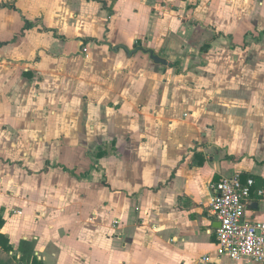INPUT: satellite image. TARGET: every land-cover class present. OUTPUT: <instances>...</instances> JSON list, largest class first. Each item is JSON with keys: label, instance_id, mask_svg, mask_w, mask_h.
Returning a JSON list of instances; mask_svg holds the SVG:
<instances>
[{"label": "crops", "instance_id": "obj_1", "mask_svg": "<svg viewBox=\"0 0 264 264\" xmlns=\"http://www.w3.org/2000/svg\"><path fill=\"white\" fill-rule=\"evenodd\" d=\"M100 1L0 0V233L43 264H264L218 257L208 209L238 173L264 221L263 0Z\"/></svg>", "mask_w": 264, "mask_h": 264}, {"label": "built area", "instance_id": "obj_2", "mask_svg": "<svg viewBox=\"0 0 264 264\" xmlns=\"http://www.w3.org/2000/svg\"><path fill=\"white\" fill-rule=\"evenodd\" d=\"M253 185L252 178L242 183L240 174L235 173L214 186L208 209L219 223L214 244L218 257L224 256L233 262L264 263V221H250L245 217Z\"/></svg>", "mask_w": 264, "mask_h": 264}, {"label": "trees", "instance_id": "obj_3", "mask_svg": "<svg viewBox=\"0 0 264 264\" xmlns=\"http://www.w3.org/2000/svg\"><path fill=\"white\" fill-rule=\"evenodd\" d=\"M87 1H95L98 3H102L103 7L106 9L105 3L101 2L100 0H87ZM183 1H185V0H183ZM8 8L20 13L13 6H8ZM38 25H40V24L39 23H32V22L24 20V27H23V30L21 31V33L19 34V36H23L25 31L32 29V28H35ZM41 31L45 32V33H47V32L52 33L54 38H56L58 40H62V41L66 40L63 36L58 34L57 30H55V29L46 28V27L41 25ZM219 36H220V34H217L215 37H219ZM3 45H6V44L0 43V47ZM208 45L209 44L207 42L201 48V51H203V52L206 51L208 48ZM143 52L152 55L151 51L143 50ZM105 147H106V145H102L101 147H99L97 149V152L95 154L97 158L104 156V155H107ZM3 224H4V222L0 217V229L2 228ZM0 252L3 254L9 255L10 259L13 260L16 264H43L41 261H39L35 257L31 256V253H32V244L31 243L20 242L18 245V249L15 251V250H13L11 245L9 244V239L7 238V236L4 234H1V233H0Z\"/></svg>", "mask_w": 264, "mask_h": 264}, {"label": "rangeland", "instance_id": "obj_4", "mask_svg": "<svg viewBox=\"0 0 264 264\" xmlns=\"http://www.w3.org/2000/svg\"><path fill=\"white\" fill-rule=\"evenodd\" d=\"M263 3H264V0H263ZM244 6H247V5L244 4ZM263 8H264V6H263ZM82 53L86 55V53H87L86 49ZM0 264H16V263L10 259L9 255H6V254H3L0 252Z\"/></svg>", "mask_w": 264, "mask_h": 264}, {"label": "water", "instance_id": "obj_5", "mask_svg": "<svg viewBox=\"0 0 264 264\" xmlns=\"http://www.w3.org/2000/svg\"><path fill=\"white\" fill-rule=\"evenodd\" d=\"M151 58H152V60H153L154 62H156V63H159V64H166L165 61L160 60V59H158L157 57H155V56H153V55H151Z\"/></svg>", "mask_w": 264, "mask_h": 264}]
</instances>
